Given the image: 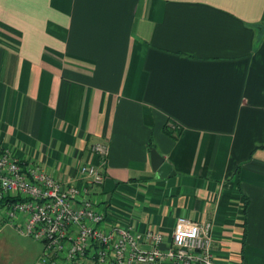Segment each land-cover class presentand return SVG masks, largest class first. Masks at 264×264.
<instances>
[{"label":"crops","instance_id":"obj_1","mask_svg":"<svg viewBox=\"0 0 264 264\" xmlns=\"http://www.w3.org/2000/svg\"><path fill=\"white\" fill-rule=\"evenodd\" d=\"M97 143L103 228L186 217L264 264V0H0V155L83 186Z\"/></svg>","mask_w":264,"mask_h":264},{"label":"built area","instance_id":"obj_2","mask_svg":"<svg viewBox=\"0 0 264 264\" xmlns=\"http://www.w3.org/2000/svg\"><path fill=\"white\" fill-rule=\"evenodd\" d=\"M99 164H83V186L59 181L8 151L0 155V216L44 247L37 264H221L213 255L212 226L179 217L171 238L157 229L103 228L93 189L104 184L106 143L91 147Z\"/></svg>","mask_w":264,"mask_h":264},{"label":"rangeland","instance_id":"obj_3","mask_svg":"<svg viewBox=\"0 0 264 264\" xmlns=\"http://www.w3.org/2000/svg\"><path fill=\"white\" fill-rule=\"evenodd\" d=\"M43 250L41 243L21 236L9 225L0 224V264H37Z\"/></svg>","mask_w":264,"mask_h":264},{"label":"water","instance_id":"obj_4","mask_svg":"<svg viewBox=\"0 0 264 264\" xmlns=\"http://www.w3.org/2000/svg\"><path fill=\"white\" fill-rule=\"evenodd\" d=\"M154 168L160 170L162 178H167L169 176H174V172H172L171 165L164 163V159L160 158L159 156L154 157Z\"/></svg>","mask_w":264,"mask_h":264},{"label":"trees","instance_id":"obj_5","mask_svg":"<svg viewBox=\"0 0 264 264\" xmlns=\"http://www.w3.org/2000/svg\"><path fill=\"white\" fill-rule=\"evenodd\" d=\"M166 130H168L167 128H166ZM168 133H171L170 131H167ZM3 206V204H0V207H2Z\"/></svg>","mask_w":264,"mask_h":264}]
</instances>
